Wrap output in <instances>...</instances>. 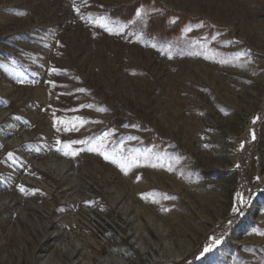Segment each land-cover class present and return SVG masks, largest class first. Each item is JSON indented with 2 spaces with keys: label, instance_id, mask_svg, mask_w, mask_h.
Returning a JSON list of instances; mask_svg holds the SVG:
<instances>
[{
  "label": "rangeland",
  "instance_id": "1",
  "mask_svg": "<svg viewBox=\"0 0 264 264\" xmlns=\"http://www.w3.org/2000/svg\"><path fill=\"white\" fill-rule=\"evenodd\" d=\"M135 1L0 0V264H264V0Z\"/></svg>",
  "mask_w": 264,
  "mask_h": 264
},
{
  "label": "trees",
  "instance_id": "2",
  "mask_svg": "<svg viewBox=\"0 0 264 264\" xmlns=\"http://www.w3.org/2000/svg\"><path fill=\"white\" fill-rule=\"evenodd\" d=\"M141 3L142 0H139L131 5L118 6L112 11V14L115 16L118 15L120 18H127L135 11L136 6ZM170 14L171 12H166L159 16L151 17L147 22L146 31L157 36H173L174 34H177L182 20H179L176 23H170L168 18Z\"/></svg>",
  "mask_w": 264,
  "mask_h": 264
},
{
  "label": "bare ground",
  "instance_id": "3",
  "mask_svg": "<svg viewBox=\"0 0 264 264\" xmlns=\"http://www.w3.org/2000/svg\"><path fill=\"white\" fill-rule=\"evenodd\" d=\"M85 247H86V251L84 252V254H85L87 257H88V256L90 257L91 255H90L89 252L87 251V247H88V246H86V244H85ZM64 250H65V252H67L68 255H72V254L74 253V251L77 250V248H74V249H73V248H71V249H70V248H66V249H64ZM111 261H112V260H108V261H107V264H112ZM114 263H118V262H114ZM114 263H113V264H114ZM38 264H45V263H44L43 261H41V262H38ZM46 264H47V262H46ZM80 264H85V263H82V262H81Z\"/></svg>",
  "mask_w": 264,
  "mask_h": 264
},
{
  "label": "snow or ice",
  "instance_id": "4",
  "mask_svg": "<svg viewBox=\"0 0 264 264\" xmlns=\"http://www.w3.org/2000/svg\"><path fill=\"white\" fill-rule=\"evenodd\" d=\"M77 11H78V9H77ZM137 15H139V13H137ZM81 91H82V90H81ZM72 143H82V141H74V142H72ZM90 150H92V149H90ZM64 154H65V155H68L69 153L65 152ZM73 154H75V153H73ZM102 154H103V153H102ZM107 158H108V157L105 156V159H107ZM137 179H139V177H137ZM23 190H24V189L21 188V191H23ZM237 195L239 196V193H238ZM234 211H235V209H234ZM217 243H218V241H217ZM210 247H211V246L206 247V248L204 249V251H205V252L208 251Z\"/></svg>",
  "mask_w": 264,
  "mask_h": 264
}]
</instances>
